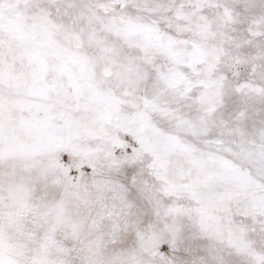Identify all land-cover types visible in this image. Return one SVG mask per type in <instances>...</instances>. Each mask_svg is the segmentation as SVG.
<instances>
[{"label": "snow or ice", "instance_id": "6c2138e0", "mask_svg": "<svg viewBox=\"0 0 264 264\" xmlns=\"http://www.w3.org/2000/svg\"><path fill=\"white\" fill-rule=\"evenodd\" d=\"M0 264H264V0H0Z\"/></svg>", "mask_w": 264, "mask_h": 264}]
</instances>
